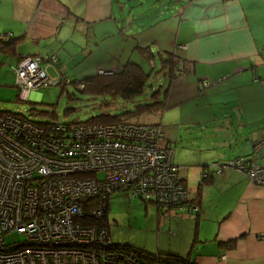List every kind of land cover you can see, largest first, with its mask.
Here are the masks:
<instances>
[{"label":"crops","instance_id":"1","mask_svg":"<svg viewBox=\"0 0 264 264\" xmlns=\"http://www.w3.org/2000/svg\"><path fill=\"white\" fill-rule=\"evenodd\" d=\"M243 1L195 0L196 8L188 15L177 14L182 24L169 34L175 40V51L188 61L191 72L183 76L192 91L206 96L204 85L209 83L213 93L233 95L219 103H237L233 105L238 118L215 114L209 120L211 126L220 121L223 127L249 129L262 121L254 112L247 115V104L264 101V32H259L255 22L256 6ZM125 9L122 0H0V35L6 41L22 39L20 56L41 58L55 81L69 77V68L72 74L88 77L98 68L116 69L121 61L141 58L138 48L144 43L137 40V33L122 26ZM50 57H56V62ZM7 59L11 66L18 60L0 52V88L16 87L8 80L15 73L7 69ZM100 60L107 67L100 68ZM39 91L31 94L33 102L41 101ZM241 134L230 132L221 145L198 149L199 180H193L188 165L181 171L191 202L201 207L199 216L158 211L163 225L169 221L175 228L176 246L170 251L191 256L196 264H264V187L235 169L221 174L211 170L213 163L239 157L255 159L264 167V147L255 150L264 134ZM197 141L191 146H198ZM221 147H229L231 153ZM203 151L211 152L209 159H203ZM225 242L232 247L223 246Z\"/></svg>","mask_w":264,"mask_h":264},{"label":"built area","instance_id":"2","mask_svg":"<svg viewBox=\"0 0 264 264\" xmlns=\"http://www.w3.org/2000/svg\"><path fill=\"white\" fill-rule=\"evenodd\" d=\"M14 73L23 102L57 84L41 58L22 60ZM211 168L235 169L264 187V167L254 159ZM181 171L159 125L38 123L0 112V264H164L117 248L104 221L115 194L162 211H199ZM14 235L24 239L8 242Z\"/></svg>","mask_w":264,"mask_h":264},{"label":"rangeland","instance_id":"3","mask_svg":"<svg viewBox=\"0 0 264 264\" xmlns=\"http://www.w3.org/2000/svg\"><path fill=\"white\" fill-rule=\"evenodd\" d=\"M122 2L126 5L125 14L122 17L125 22L122 23V26L129 32L137 33V40L144 43L143 47L151 46L154 55L152 61L143 58L135 59L149 75L143 95L132 101H126L122 97L82 93L73 84H62L41 89L39 91L42 96L40 102H33L31 96L29 102H23L18 98V88L3 87L0 88V112L20 114L39 123L55 120L48 115L37 116V113L33 114L31 110L34 109L41 112H56L57 121L62 123L87 122L93 117L103 114L122 115L128 111L136 110L139 105L158 102L153 99V95L159 93V101L165 104L135 117L134 121L142 124L159 125L165 133L167 141L171 142V147L175 149L176 163L181 166L182 170L188 165L189 168L187 169H192L191 171L194 172L193 180H199L200 172L199 168H196L200 156L198 149L219 146L223 143L222 141L226 142L230 132L236 130L249 136L264 134V101L255 105L247 104L249 107L247 115L254 112L262 118V121L250 125L249 129H244L239 125L223 127L224 125L220 121H218V125H208V123L211 124L210 118L214 117L215 114L219 116L232 115L234 118H238V116H234V114L237 115V111L234 110V105L237 103H219L223 97L227 99L233 95H217L212 92L213 89H209L210 84L208 83L205 85V90H208L207 95L198 96L199 91L197 93L194 92L195 90L192 91L187 82V77L180 75L177 80L172 81L162 72V62L163 57L167 56L166 52L173 53L176 49L173 42L175 40L171 36L169 38V34H174V27L182 24L177 14L183 12V14L187 13L188 15L196 8L195 0H122ZM243 2L256 6L255 22L260 25L259 32H264V0H244ZM171 19L174 21L171 22ZM262 35L264 37V33ZM9 62L10 60L7 61V69L9 72L10 69L14 72L15 64L12 65V68ZM71 72L72 70L69 68L66 75L73 82L88 78L84 77L86 74L79 77L80 75ZM89 76L91 77L92 74ZM8 80L11 85H14L16 76L11 75ZM71 95L73 98L70 97ZM194 95L198 97H194ZM69 109L71 112H68ZM209 135L215 136L213 140L208 139ZM200 136L203 139L200 140ZM194 139L199 140L197 141L198 146L192 147L191 144H193ZM183 146L192 148L187 149ZM220 149L224 153H231L229 147H221ZM202 153L204 154L203 159H209L208 155L211 152L203 151ZM108 207V221L113 243L133 245L145 249L153 255L170 253V250L176 246L177 239L173 236L175 228L169 221L163 225L162 220H160L161 215L159 216L155 205H146L141 198L115 194L110 198ZM23 239L24 237L21 235L7 237L8 242L22 241Z\"/></svg>","mask_w":264,"mask_h":264},{"label":"trees","instance_id":"4","mask_svg":"<svg viewBox=\"0 0 264 264\" xmlns=\"http://www.w3.org/2000/svg\"><path fill=\"white\" fill-rule=\"evenodd\" d=\"M22 42H23L22 39H12V38H11V40L6 41L5 39H3L2 35H0V52L2 54L12 55V56H15L16 58H18L17 63L15 65H17L19 62H21L24 59L34 58V57L23 58L20 56V54L18 52V47H19L20 43H22ZM146 46H148V45H146ZM138 51L141 55V58L146 59L148 61H152L154 59V55H153V51H152L151 46L140 47V48H138ZM166 55L167 56H165V58L163 57L164 60L162 62V72L166 76H168V78H170L172 81L177 80V78L180 75H186L187 76V74H189L191 72L190 67L187 66V62H188L187 59L184 58L180 53L173 51V53L166 52ZM100 57L101 56H99V58ZM50 60H51V57H50ZM85 60L86 59H84V61ZM55 62L56 61H54V63ZM82 62H83V60L80 63H82ZM99 64L101 65L100 68L107 67L106 62H104L102 60H100ZM119 64H120L119 68H116V69H99L98 68V69L94 70L95 72L92 74L91 77L88 75V78L82 79V80H75V82H73L69 77H66L65 75H63V76H61V78H59L57 80L56 85L53 84L50 87L60 86L62 84H65V85L73 84V85H75L76 89H78L82 93L86 92V93H90V94H94V95H102V96L111 95L113 97H122L126 101H132V100L136 99L137 97L144 94V92L146 90L149 75L145 72V70L143 69V66L139 62L128 60L126 63L124 61H121ZM70 97L73 98L72 95ZM18 98H19V96H18ZM153 99L157 100L158 102L148 104V105L147 104L139 105L136 107V110L128 111L122 115L103 114V115L98 116V117H93L92 119L88 120L87 122H74V123L110 124V123H116V122H120V121H124V120L134 121L135 117H139L140 115H143V114L149 112L153 108H155L157 106H162L165 104V103L159 101L160 100L159 99V93H155L153 95ZM31 112L33 114L37 113V116L48 115L51 118L55 119L52 121H57L56 112H48V111L47 112L46 111L41 112V111H36L34 109L31 110ZM68 112H71V110L69 109ZM65 124H72V123H65ZM168 142L169 141H167V143ZM258 144L264 145V141H261ZM255 146H256V144H255ZM187 147L183 146V148H187ZM258 149H261V147L260 148L255 147V150H258ZM234 159H244L245 161H251L252 160V159H245L243 157L234 158ZM230 160H232V159H230ZM212 172L214 173L215 171L212 170ZM184 183H185V181H184ZM192 203L198 205V207H199V211L193 212L192 215L199 216L200 210H201L200 205L198 203H196L195 201ZM146 204H148V203H146ZM157 209L161 213V215L166 214L169 211H175V209H173V210L167 209V210L162 211L158 207H157ZM178 212H181V211H178ZM104 225H109L108 218L105 219ZM114 245L117 248H121V249L127 250L129 252L141 255L144 258H151L153 256H159L160 261L164 264H196L191 256L183 257V256H180V255L172 253V252H170V253H159L157 255H153V254H150L149 252H147L145 249H142V248H139V247H136L133 245H129V244L128 245H121V244H115V243H114ZM222 245L225 247H232L231 242H225Z\"/></svg>","mask_w":264,"mask_h":264}]
</instances>
